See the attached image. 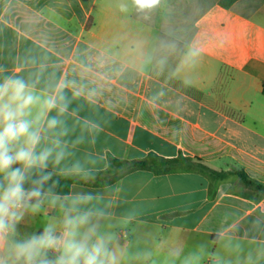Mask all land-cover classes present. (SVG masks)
I'll return each instance as SVG.
<instances>
[{
	"label": "crops",
	"instance_id": "crops-1",
	"mask_svg": "<svg viewBox=\"0 0 264 264\" xmlns=\"http://www.w3.org/2000/svg\"><path fill=\"white\" fill-rule=\"evenodd\" d=\"M222 1L162 0L145 19L130 0L126 13L121 0H0V66L38 74L40 87L54 74L99 90L91 104L68 91L66 119L103 126L94 150L111 167L71 192L104 191L118 214L138 209L130 239L157 258L165 240L215 251L226 213L241 235L264 213V0ZM175 159L187 163L161 165Z\"/></svg>",
	"mask_w": 264,
	"mask_h": 264
},
{
	"label": "clouds",
	"instance_id": "clouds-1",
	"mask_svg": "<svg viewBox=\"0 0 264 264\" xmlns=\"http://www.w3.org/2000/svg\"><path fill=\"white\" fill-rule=\"evenodd\" d=\"M161 4L130 0L145 19ZM119 10L129 11L127 0ZM31 64L34 59L22 61L24 67ZM20 71L8 73L0 66V264H205L206 258L209 264H264V213L249 222L244 235L238 216L226 213L212 234L215 251L200 243L185 253L180 242L165 240L156 243L157 258L130 239L138 209L116 213L104 191H58L65 186L62 180L95 184L111 167L103 152L94 150L103 126L77 119L69 127L66 119L71 99L83 97L91 104L100 93L54 74L40 87L38 74L25 77ZM37 217L42 229L26 230Z\"/></svg>",
	"mask_w": 264,
	"mask_h": 264
},
{
	"label": "trees",
	"instance_id": "trees-1",
	"mask_svg": "<svg viewBox=\"0 0 264 264\" xmlns=\"http://www.w3.org/2000/svg\"><path fill=\"white\" fill-rule=\"evenodd\" d=\"M236 0H224L222 1V6L224 7H229L230 5H232ZM263 93H264V89H263ZM184 160V159H183ZM181 161L179 159H175V160H168V161H164L161 163V165H173V164H180V163H184L186 162V160ZM114 164H116L117 166L121 167L123 164L121 162H114ZM145 162H139L137 164H135V166H142L145 165ZM132 167V165L126 166V169H130ZM236 174L241 178L242 182L244 184H246L247 186H251V187H259L257 186V184H255L254 182H252L250 180V178L247 176V174L243 171H238L236 172ZM217 177H220L219 174H215ZM75 183V181L73 180H62L61 184L65 185L62 189H58V191H63V192H71V188L72 185Z\"/></svg>",
	"mask_w": 264,
	"mask_h": 264
},
{
	"label": "rangeland",
	"instance_id": "rangeland-1",
	"mask_svg": "<svg viewBox=\"0 0 264 264\" xmlns=\"http://www.w3.org/2000/svg\"><path fill=\"white\" fill-rule=\"evenodd\" d=\"M162 44H163V42H162ZM169 47V46H168ZM178 47L177 48H175V52H178ZM181 161L183 160V159H180ZM184 161V160H183ZM184 163H187V161L186 162H184ZM125 167L126 166H121V167H119V166H117V168H115V170H114V172L115 171H122V170H124L125 169ZM32 223H35V224H30L28 227H27V229L26 230H28V231H33V230H37V229H42V227H41V220H34V221H32Z\"/></svg>",
	"mask_w": 264,
	"mask_h": 264
}]
</instances>
